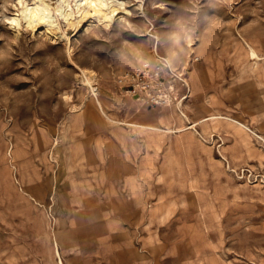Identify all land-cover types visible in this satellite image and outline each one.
Returning a JSON list of instances; mask_svg holds the SVG:
<instances>
[{
	"label": "rangeland",
	"instance_id": "1",
	"mask_svg": "<svg viewBox=\"0 0 264 264\" xmlns=\"http://www.w3.org/2000/svg\"><path fill=\"white\" fill-rule=\"evenodd\" d=\"M123 1L52 35L0 0V264H264V0Z\"/></svg>",
	"mask_w": 264,
	"mask_h": 264
},
{
	"label": "bare ground",
	"instance_id": "2",
	"mask_svg": "<svg viewBox=\"0 0 264 264\" xmlns=\"http://www.w3.org/2000/svg\"><path fill=\"white\" fill-rule=\"evenodd\" d=\"M17 2L16 11L8 17L10 25L16 32H19L23 21L25 27L33 31L41 28L47 34L54 35L57 31L64 34L59 17L63 19L65 25H73L78 30H87L94 23L109 24L118 14L122 16L128 13L123 0H56L55 4H52L51 0H17ZM85 80L88 81L86 75ZM212 115L213 118L216 117V114ZM222 115L227 120L239 122L228 114Z\"/></svg>",
	"mask_w": 264,
	"mask_h": 264
},
{
	"label": "built area",
	"instance_id": "3",
	"mask_svg": "<svg viewBox=\"0 0 264 264\" xmlns=\"http://www.w3.org/2000/svg\"><path fill=\"white\" fill-rule=\"evenodd\" d=\"M145 67L146 65L131 72L125 71L121 76V80L128 81V91H131L132 94L136 95L138 98H142V101L146 98L156 102V100L159 98V95L154 92V86L158 85L160 81L158 76H153V74H148V76H146L147 71ZM148 84H150L151 87L144 91L143 87Z\"/></svg>",
	"mask_w": 264,
	"mask_h": 264
},
{
	"label": "crops",
	"instance_id": "4",
	"mask_svg": "<svg viewBox=\"0 0 264 264\" xmlns=\"http://www.w3.org/2000/svg\"><path fill=\"white\" fill-rule=\"evenodd\" d=\"M216 112L217 111H214V112H208V113H206V115H211V114H216ZM220 112V111H219ZM222 113H224V112H222ZM228 114V113H227ZM133 120V122H138L139 120H135V119H132ZM142 122H144L143 120H141ZM145 123V122H144ZM146 124V123H145ZM246 124V123H245ZM148 125V124H147ZM188 125H189V123H188V121L186 122V121H184V122H181L180 123V127H178L177 126V128H184V127H188ZM136 127H137V125H135ZM149 126V125H148ZM150 127V129H151V126H149ZM172 127H174V126H172ZM172 127H169V128H159L160 130H162L163 132H168L169 131V129H172ZM137 128H139V127H137ZM155 128V127H154Z\"/></svg>",
	"mask_w": 264,
	"mask_h": 264
}]
</instances>
